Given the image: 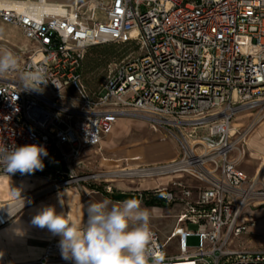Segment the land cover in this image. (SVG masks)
<instances>
[{"label":"built area","instance_id":"2783aa9c","mask_svg":"<svg viewBox=\"0 0 264 264\" xmlns=\"http://www.w3.org/2000/svg\"><path fill=\"white\" fill-rule=\"evenodd\" d=\"M0 21L34 45L17 73L0 77V145L44 146L47 177L69 176L57 186L75 181L85 198L73 162L99 146L119 117L164 127L180 152L163 168L176 177L136 192L180 206L164 240L150 228L159 264H264V249L230 243L256 226L249 207L264 203V160L249 176L231 156L233 116L264 109V0H106L100 18L84 16L75 2L0 0ZM106 43L134 44L138 52L89 95L80 65L88 47ZM40 67L47 85L22 90L20 73ZM0 264L73 262L49 240L36 258Z\"/></svg>","mask_w":264,"mask_h":264},{"label":"rangeland","instance_id":"374dc122","mask_svg":"<svg viewBox=\"0 0 264 264\" xmlns=\"http://www.w3.org/2000/svg\"><path fill=\"white\" fill-rule=\"evenodd\" d=\"M47 1L65 4H74L75 2L84 16H94L98 18L102 17L103 6L106 2V0ZM33 48L34 45L23 36L19 28L0 21V54H2L4 50L11 51L18 61L17 65H21L28 59ZM137 52L138 49L134 44L106 43L88 47L85 50L81 63L80 77V82L84 86L86 92L89 95L96 94L108 76L115 71L116 67L120 63L130 59ZM13 73H17V69L11 71V73L7 72L0 75V77H6ZM69 93L73 95V99H69L68 104L72 106L77 105L78 101L77 98L74 97V92L69 91ZM263 124L264 109L244 110L236 113L231 120L232 138L237 140L236 148L233 149L231 156L236 160L238 167L243 169L248 175L253 174L264 160V138H262L264 137V127L260 130ZM106 138L107 136L104 137V140H106ZM109 138L111 140L115 139L106 149H101L100 146L93 147L90 150H86L85 153H82L79 157V164L74 167L72 176L84 177L85 180L80 182V185L83 186V190L84 188L89 189L94 186L102 188L110 183L116 184L121 182L125 183V186H136L144 179L169 175L164 171L163 167L170 161L146 163L148 160L144 161L143 159L142 162L135 163L138 161L132 159V157L138 155L143 158L144 154L134 153L127 159V154H124V152H128V150L135 149L141 145L153 144L165 140L164 146H161L162 149L172 150L173 148L177 150L178 153L180 152L174 136L166 128L157 126L153 128L150 122L139 117H119L114 122ZM258 138H262L261 142L258 141ZM166 141L169 142L172 148ZM148 147L150 150L153 146L150 145ZM118 159L124 160H119L121 163L117 164L115 161ZM106 160H108L110 164ZM45 167L42 171H36L34 174L23 175L19 172L8 174L4 169L0 170V204L3 205L14 200L16 201V198L12 199L13 189H17V192L20 190L22 197H33L31 201L24 205L20 213L29 205L45 200L51 193L62 191L65 188H75V190L82 195L75 181H72L66 186H57L60 180L67 179L69 176L65 175L61 177L52 175L48 178L46 176L51 168L49 165H47L46 169ZM122 169H131L130 171L123 172H135V174L130 176L121 175V173L118 172ZM184 179L185 178H183V180ZM30 183L32 185H30ZM123 185L124 184L119 186L122 187ZM28 187H31L32 190L25 191ZM162 206L163 211L159 216L151 218L156 221L155 227L159 229V234L160 229L165 230L160 236L161 239L169 234L175 222V215L180 210V206L178 205ZM254 215L256 217L258 216V214ZM256 223V227L251 229L250 232L244 233L238 238H233L230 243H244L245 247L250 249L257 247L262 248L264 246V216L259 218ZM189 228L192 230L194 229L193 226ZM187 242L188 245H196L197 239L195 237H189Z\"/></svg>","mask_w":264,"mask_h":264},{"label":"clouds","instance_id":"9594fccd","mask_svg":"<svg viewBox=\"0 0 264 264\" xmlns=\"http://www.w3.org/2000/svg\"><path fill=\"white\" fill-rule=\"evenodd\" d=\"M15 55L4 50L0 54V75L17 69ZM44 68L22 71V90L42 91L48 83ZM47 149L39 144H25L11 148L0 145V167L8 174H34L45 167ZM17 203L15 215L25 204L20 190L13 189ZM61 203H63L61 201ZM8 208L10 206H7ZM150 214L136 199H126L118 204L108 200L91 202L86 218L71 220L67 214L57 213L55 207L45 206L32 217V225L47 228L60 237L61 256L73 264H159L152 248L153 233ZM21 230L17 229L19 233Z\"/></svg>","mask_w":264,"mask_h":264},{"label":"crops","instance_id":"0c3cea01","mask_svg":"<svg viewBox=\"0 0 264 264\" xmlns=\"http://www.w3.org/2000/svg\"><path fill=\"white\" fill-rule=\"evenodd\" d=\"M106 136H107L106 140H104L103 138L99 145L101 149H106L109 146V144H111L113 140L115 139L114 138L113 140H111L109 138V134ZM167 143L169 144V142ZM163 144H165V140H162V141H159L153 144L141 145L135 149L128 150V152H124V154L126 153L127 154L126 158L129 159V157L134 153H142L144 154V157H143L144 161L148 160L146 163L164 162V161L168 162L176 158L177 155L179 154L177 150H174L170 144L169 145L171 146L172 150L162 149L161 146H164ZM150 145H152L153 147H151L152 149L149 150L148 146ZM92 148L93 147L87 148L82 153H85L86 150H90ZM119 160L122 161L124 159H118L115 162L117 164H120L121 161ZM106 161L108 162V160ZM78 164H79V160L74 161L73 169ZM260 166L257 168V170L253 174H255L259 170ZM241 170L244 171L243 169ZM175 177L176 176L174 175H168V176H161V177H156V178H151V179H144L140 181L136 186L134 185L125 186V183H122V182L116 183V184L110 183L107 185L112 186L113 190L111 193H106L103 190L104 186L102 188H99L98 186H94V187H90L89 189L86 188L84 190L86 194L85 198L82 196L83 194L81 195L79 192L75 190V188H65L62 191L53 192L45 200H41V201L35 202L34 204L29 205L20 213V211L22 210L21 209L9 220V222L5 226L0 227V262L36 258L40 255L47 241L54 240L59 243L60 237L58 235L52 234L50 231H48L47 228H39V227L32 225L31 223L32 217L36 215L45 205L55 207L57 213L67 214V216L71 220L80 221L86 218V209H87L88 204L91 202L108 200L112 204H118L122 201L111 199L110 196L112 194H117L120 192H128V193L146 192V191L158 188V187L167 186L171 182V180H173ZM116 181H113V182H116ZM122 184L124 185L120 187L119 185H122ZM30 185L32 184L30 183ZM26 190L31 191L32 189L31 187H28V189H25V191ZM14 198L16 197L13 195L12 199ZM61 201L63 203H61ZM139 202L141 204V207L144 209H147V211L150 214V221H149L150 228H154L158 231L159 229L155 227L156 221L152 220L151 218L154 216H159V214L163 211L162 205H166V204L152 206V205H148L147 202L143 199H141ZM166 206H169V205H166ZM248 212H249V215L252 218H254L257 222L259 218H262L264 216V203L258 204L255 206H250L248 209ZM254 214H258V216L256 217ZM253 228H250L248 232H250V230ZM17 229H20L21 231L18 233ZM164 231H165L164 229L162 230L160 229L159 236H161L162 233H164ZM165 238L161 239L160 237L161 240H164ZM172 243L174 247L173 250H175L176 249L175 240ZM235 244L236 243H233L232 246L237 249H246V250H252V251L264 249V246L262 248L257 247V248L250 249V248H246L244 243H237L236 245Z\"/></svg>","mask_w":264,"mask_h":264},{"label":"bare ground","instance_id":"6f19581e","mask_svg":"<svg viewBox=\"0 0 264 264\" xmlns=\"http://www.w3.org/2000/svg\"><path fill=\"white\" fill-rule=\"evenodd\" d=\"M65 4V3H64ZM264 127V124L263 125H261V127H260V130L262 129ZM262 138H264V137H262ZM262 138H258V141H260L261 142V139ZM132 159H134V160H137L138 162H135V163H140V162H142L143 161V159L144 158H142L141 156H138V155H135L134 157H132ZM131 170V169H130ZM130 170H119L120 172H118V173H121V175H126V176H130V175H133V174H135V172H133V173H124L123 171H130ZM150 172V171H149ZM143 173V172H142ZM118 175H120V174H118ZM24 198V200H26V202H25V204L24 205H26L27 204V202H29V201H31L32 200V196H27V197H23ZM17 203V201H11L10 203H5V204H3V205H1L0 204V212H1V219H2V221H3V225L2 226H5L8 222H9V220L14 216V215H11L10 214V212H15V207H13V205H15ZM7 206H10L9 208L7 207ZM10 211V212H9ZM19 212V211H18ZM17 213V212H16ZM2 226H0V227H2Z\"/></svg>","mask_w":264,"mask_h":264},{"label":"water","instance_id":"95a60500","mask_svg":"<svg viewBox=\"0 0 264 264\" xmlns=\"http://www.w3.org/2000/svg\"><path fill=\"white\" fill-rule=\"evenodd\" d=\"M111 199L113 200H118V201H124L126 199H136L137 201H140V195L137 193H128V192H120L117 194H112L110 196Z\"/></svg>","mask_w":264,"mask_h":264},{"label":"trees","instance_id":"16d2710c","mask_svg":"<svg viewBox=\"0 0 264 264\" xmlns=\"http://www.w3.org/2000/svg\"><path fill=\"white\" fill-rule=\"evenodd\" d=\"M94 46V45H93ZM91 47V46H90ZM82 63V62H81ZM79 72H80V76H81V65H80V69H79ZM148 205H162L163 203L159 200V199H155V198H148V199H144Z\"/></svg>","mask_w":264,"mask_h":264}]
</instances>
